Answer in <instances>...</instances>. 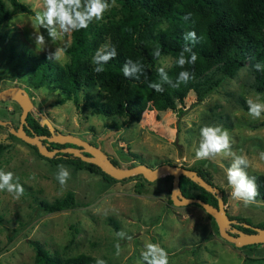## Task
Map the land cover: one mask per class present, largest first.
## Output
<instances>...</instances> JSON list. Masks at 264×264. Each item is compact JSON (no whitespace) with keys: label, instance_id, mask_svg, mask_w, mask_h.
Here are the masks:
<instances>
[{"label":"rangeland","instance_id":"obj_1","mask_svg":"<svg viewBox=\"0 0 264 264\" xmlns=\"http://www.w3.org/2000/svg\"><path fill=\"white\" fill-rule=\"evenodd\" d=\"M19 1L33 13L15 12L0 26V34L4 36L0 37V89L9 85L25 88L34 105L56 130L99 144L122 166L140 160L152 166L160 162L187 167L202 163L214 184L222 189L223 205L229 215L244 216L254 226L264 219L263 200L256 198V203L246 207L243 201L231 196L227 169L233 157L195 158L200 129L221 126L229 131L232 151L247 156L248 176L264 175V159L260 155L264 152V119L253 120L246 103L249 98L255 100L257 94L264 101V88L254 89L248 62L230 77L210 73L207 80L191 87L184 97L185 111L178 117L170 109L155 110L151 106L156 92L153 89L145 97L146 107L140 118L114 130L105 126L110 119L92 113L89 106L83 105L81 97L77 105L71 99L57 102L60 94L56 90L27 85L25 77L17 74L15 59L9 56L11 46L48 56L56 51L53 60L62 63L67 57L61 46L70 41V33L51 41L46 29L35 27V15L44 11V0ZM5 3L9 5L7 0ZM109 4L103 19L93 21L119 15L118 5L113 1ZM37 31L46 40L40 51L34 43ZM170 63L168 54L158 59L161 68L169 67ZM205 64L198 63L196 71ZM19 113L20 106L15 100L0 99V119H9L16 125ZM114 118L119 121L123 116ZM0 143L5 144L0 154V170L14 173L25 189L19 199L0 191V264H32L31 240L38 241L51 253L61 256L84 253L96 261L104 260L105 264H144L141 253L149 243L159 244L168 253L169 264H264V242L235 246L219 235L215 220L200 205H175L169 201L171 177L162 175L147 181L121 178L106 182L100 174L46 159L30 144L14 134L9 135L1 124ZM60 165L70 171V179L63 187L56 180ZM67 191L73 196L69 206L48 211L37 203L59 198ZM120 231L126 233L125 238L116 235Z\"/></svg>","mask_w":264,"mask_h":264},{"label":"trees","instance_id":"obj_2","mask_svg":"<svg viewBox=\"0 0 264 264\" xmlns=\"http://www.w3.org/2000/svg\"><path fill=\"white\" fill-rule=\"evenodd\" d=\"M7 1L9 5L5 0H0V26L15 12L33 13L28 5L19 0ZM111 1L118 5L119 15L113 14L100 22L92 21L88 28L70 32L69 43L61 46L67 57L62 63L49 59L44 52L32 54L28 48L15 50L11 46L9 56L15 59L17 74L25 77L27 85L56 90L60 94L57 102L71 99L77 105L81 97L83 105L89 106L92 113L109 118L105 126L114 130L140 118L146 107L145 97L153 91L149 83L161 81L158 59L163 55L171 57L170 66L163 69L169 77L172 76L173 84L181 71L194 73V78L180 83L178 87L166 84L163 92H155L151 101L155 110L170 109L177 117L180 116L186 108L184 97L191 87L207 80L210 73L218 72L221 77H230L246 62L251 66L254 89L261 91L264 88V0H106L107 3ZM189 31L197 35L194 44L184 40ZM0 37L4 36L0 34ZM105 44L115 47L117 56L103 66L102 72L97 73L94 71L96 65L93 64V56ZM186 44L197 54V60L195 64H186L181 68L177 60ZM158 47L161 55L155 57L153 52ZM190 56L191 53H185L186 58ZM128 60L144 66L145 75L139 80L123 75L122 68ZM200 62L206 64L196 71ZM256 64H260L259 70L254 67ZM31 100L33 102V98ZM34 108L25 116V131L29 134H49L48 127L40 123L39 108L35 105ZM116 115L123 118L118 121L114 118ZM8 134L12 136V133ZM64 145L69 143H46L48 148ZM31 146L36 150L34 145ZM4 148L5 144L0 143V154ZM109 156L113 163L120 165L113 156ZM44 157L55 163H68L74 169L83 168L100 174L106 182L116 180L94 163L69 153L56 152L51 157ZM189 168L215 185L212 175L202 163ZM165 176L171 177L170 174ZM253 177H256L260 192L257 198L264 201V175L253 173ZM127 178L147 181L139 173L122 180ZM178 180L185 196L199 197L216 204L213 192L183 174L179 175ZM222 199L225 201L223 193ZM37 203L45 210H58L71 205L73 196L67 191L59 198L51 201L42 199ZM228 216L237 221L235 227L252 231L242 224L249 222L246 217ZM257 226H264V219ZM31 245L34 249L32 264H96L95 258L84 253L61 256L49 252L36 240H31Z\"/></svg>","mask_w":264,"mask_h":264},{"label":"clouds","instance_id":"obj_3","mask_svg":"<svg viewBox=\"0 0 264 264\" xmlns=\"http://www.w3.org/2000/svg\"><path fill=\"white\" fill-rule=\"evenodd\" d=\"M110 6L106 0H44V11L37 12L35 15V27L46 29L51 41H56L67 33L88 28L93 19L102 20L104 13ZM184 40L194 44L197 42V35L194 31H189L185 34ZM34 43L37 51L44 49L46 40L40 31L35 32ZM185 53H191L190 58H186ZM55 55L56 51L49 56V59H54ZM153 55L155 57L161 55L159 47L153 52ZM116 56L115 47L109 44L99 48L93 56V64L96 65L94 71L97 73L102 72L104 70L103 66L110 60L115 59ZM196 60L197 54L186 44L179 54L177 65L184 68L186 64H195ZM254 67L259 70L261 66L256 64ZM122 72L126 78L136 80L145 75L144 66L139 62L133 63L131 60L125 62ZM159 74L161 77L160 83H149V87L156 92L164 91L163 84L178 87L180 83H187L194 78V73L181 71L175 84H173L163 68L159 69ZM246 103L248 105V115L253 120L264 119V101L261 100L259 94H257L255 100L249 98ZM260 155L264 159V152H261ZM220 156L233 157L231 166L227 169V182L232 188L231 196L238 201H243L246 207L256 203V198L260 195V192L256 177H249L247 174L246 169L249 167L247 156L243 154L236 155L232 151V138L227 129L221 126L202 127L195 158L197 160H211ZM58 169L56 180L62 187L66 186L68 179H70V171L64 165L58 166ZM0 191H7L14 194L15 199H19L24 195L25 189L19 183V177H15L14 173L0 170ZM116 235L121 239L126 237V233L123 231L117 232ZM127 239H132V237L127 236ZM116 249L117 255H119V243L116 244ZM141 256L144 264H169L168 253L159 244H147L146 250L141 253ZM96 264H105V261L97 259Z\"/></svg>","mask_w":264,"mask_h":264},{"label":"water","instance_id":"obj_4","mask_svg":"<svg viewBox=\"0 0 264 264\" xmlns=\"http://www.w3.org/2000/svg\"><path fill=\"white\" fill-rule=\"evenodd\" d=\"M8 98L15 100L20 106L18 123L13 125L9 119H0V124L5 126L8 132L19 137L24 142L34 145L39 154L51 157L56 152L69 153L72 156L79 157L81 160L94 163L104 173L115 179H121L139 173L146 180H153L159 176L170 174L171 185L169 197L173 204L184 205L187 203H196L200 205L215 220L219 235L235 246L264 242V226H254L247 222L242 223L243 226L252 229L250 232L235 227L234 224L237 221L228 216L223 205L222 191L216 185H212L203 179L194 169L169 162H160L153 166L145 164L144 162H137L127 166L117 165L111 161L110 156L101 149L99 144H93L69 132L62 133L56 130L50 120L41 112L38 113L40 123L48 127L49 134H29L25 131L24 127L26 126L25 116L27 112L34 108L31 97L20 85H9L0 89V99ZM49 141L69 143V145L48 148L46 143ZM180 174L189 177L204 189L213 192L216 198V204L213 205L199 197L185 196L179 187L178 179Z\"/></svg>","mask_w":264,"mask_h":264},{"label":"flooded vegetation","instance_id":"obj_5","mask_svg":"<svg viewBox=\"0 0 264 264\" xmlns=\"http://www.w3.org/2000/svg\"><path fill=\"white\" fill-rule=\"evenodd\" d=\"M227 214H228V212H227Z\"/></svg>","mask_w":264,"mask_h":264}]
</instances>
